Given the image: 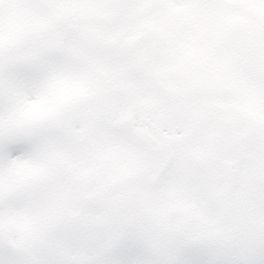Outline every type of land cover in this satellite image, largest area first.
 Wrapping results in <instances>:
<instances>
[{
  "label": "snow or ice",
  "instance_id": "6c2138e0",
  "mask_svg": "<svg viewBox=\"0 0 264 264\" xmlns=\"http://www.w3.org/2000/svg\"><path fill=\"white\" fill-rule=\"evenodd\" d=\"M0 264H264V0H0Z\"/></svg>",
  "mask_w": 264,
  "mask_h": 264
}]
</instances>
